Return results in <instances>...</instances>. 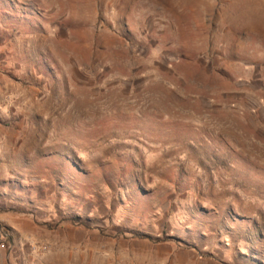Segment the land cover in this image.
I'll return each instance as SVG.
<instances>
[{
	"label": "rangeland",
	"instance_id": "374dc122",
	"mask_svg": "<svg viewBox=\"0 0 264 264\" xmlns=\"http://www.w3.org/2000/svg\"><path fill=\"white\" fill-rule=\"evenodd\" d=\"M0 264H264V0H0Z\"/></svg>",
	"mask_w": 264,
	"mask_h": 264
}]
</instances>
